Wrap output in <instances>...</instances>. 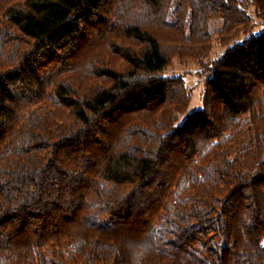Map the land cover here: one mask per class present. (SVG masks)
I'll return each instance as SVG.
<instances>
[{
  "label": "trees",
  "instance_id": "1",
  "mask_svg": "<svg viewBox=\"0 0 264 264\" xmlns=\"http://www.w3.org/2000/svg\"><path fill=\"white\" fill-rule=\"evenodd\" d=\"M254 18L264 0H0V264H264ZM95 32L124 44L79 60ZM173 58L204 66L202 108Z\"/></svg>",
  "mask_w": 264,
  "mask_h": 264
},
{
  "label": "rangeland",
  "instance_id": "2",
  "mask_svg": "<svg viewBox=\"0 0 264 264\" xmlns=\"http://www.w3.org/2000/svg\"><path fill=\"white\" fill-rule=\"evenodd\" d=\"M248 12L253 14V7L251 6L248 8ZM254 23L256 26L254 27V32H259L261 30H264V23L261 22L258 18H254ZM220 20H210L209 22V29L210 30H217L220 27ZM118 33L109 32L105 35V37L102 39L100 35L95 32L90 35V40L92 41L91 46H88L87 49H84L82 51V54L80 55L79 60H84L87 56L92 55L96 51L98 53L103 54L105 51H107L109 48L110 42H116V43H123L124 40L121 38ZM211 51L207 55V57L204 58V62L211 61L212 59H216L220 57V55L223 53L225 47H222L221 45L217 44L216 42H212ZM108 48V49H107ZM111 53V51H110ZM78 60V61H79ZM80 62V61H79ZM80 67H84V70L86 69L84 65L79 64ZM204 66H200L199 63L195 62V60L185 59L184 61H180L177 58H173L167 68L164 70L165 75L174 76V75H183L184 76V82L186 85V88L190 91V101L188 103L186 112H190L194 109H200L203 107V91H204ZM74 70V69H71ZM84 70L81 68H76L74 71H78L74 74V78L80 79L82 75L84 74ZM73 76V73H71ZM183 115H180L178 119H181Z\"/></svg>",
  "mask_w": 264,
  "mask_h": 264
}]
</instances>
